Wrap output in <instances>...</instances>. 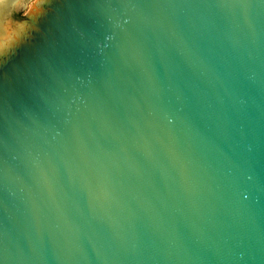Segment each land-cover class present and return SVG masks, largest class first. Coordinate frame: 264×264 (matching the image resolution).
I'll use <instances>...</instances> for the list:
<instances>
[{"label":"water","instance_id":"95a60500","mask_svg":"<svg viewBox=\"0 0 264 264\" xmlns=\"http://www.w3.org/2000/svg\"><path fill=\"white\" fill-rule=\"evenodd\" d=\"M45 1L0 58V264H264V0Z\"/></svg>","mask_w":264,"mask_h":264},{"label":"bare ground","instance_id":"6f19581e","mask_svg":"<svg viewBox=\"0 0 264 264\" xmlns=\"http://www.w3.org/2000/svg\"><path fill=\"white\" fill-rule=\"evenodd\" d=\"M29 0H0V58L6 55L10 50L19 47L30 30L34 29L36 18L40 14V5L46 1L38 0L33 9V19L31 23L24 25H12L6 19L10 9L24 8ZM49 3V1H48ZM36 7V8H35Z\"/></svg>","mask_w":264,"mask_h":264},{"label":"rangeland","instance_id":"374dc122","mask_svg":"<svg viewBox=\"0 0 264 264\" xmlns=\"http://www.w3.org/2000/svg\"><path fill=\"white\" fill-rule=\"evenodd\" d=\"M37 1L38 0H29V2L26 5V8L23 11L19 12L18 14H16L14 16V18H13V21H9V23L12 24V25H14V26L15 25L18 26V25L27 24L26 23V19L28 17V14H30V15H33L34 14L33 13V10L31 11V9L34 8V6L37 4ZM42 1L44 2L45 0H42ZM40 10L42 11V9H40Z\"/></svg>","mask_w":264,"mask_h":264},{"label":"snow or ice","instance_id":"6c2138e0","mask_svg":"<svg viewBox=\"0 0 264 264\" xmlns=\"http://www.w3.org/2000/svg\"><path fill=\"white\" fill-rule=\"evenodd\" d=\"M2 79H3L2 76H0V82H2Z\"/></svg>","mask_w":264,"mask_h":264}]
</instances>
